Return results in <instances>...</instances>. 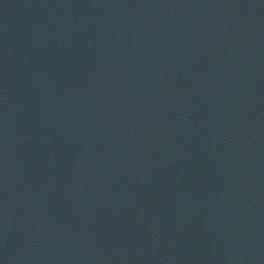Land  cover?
Wrapping results in <instances>:
<instances>
[{
	"label": "water",
	"instance_id": "obj_1",
	"mask_svg": "<svg viewBox=\"0 0 264 264\" xmlns=\"http://www.w3.org/2000/svg\"><path fill=\"white\" fill-rule=\"evenodd\" d=\"M0 264H264V0H0Z\"/></svg>",
	"mask_w": 264,
	"mask_h": 264
}]
</instances>
